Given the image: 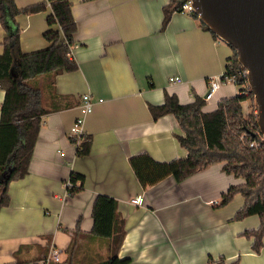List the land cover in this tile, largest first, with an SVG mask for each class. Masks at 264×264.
I'll return each mask as SVG.
<instances>
[{"label":"crops","instance_id":"crops-1","mask_svg":"<svg viewBox=\"0 0 264 264\" xmlns=\"http://www.w3.org/2000/svg\"><path fill=\"white\" fill-rule=\"evenodd\" d=\"M47 0H14L22 8ZM76 24L69 56L72 71L33 78L49 111L42 116L27 173L8 184L9 203L0 209V264L42 262L51 247L59 262L74 255V264L108 255V239L91 235L92 203L97 194L113 197L124 234L117 254L128 264H264L244 234L259 224L256 214L234 218L244 198L236 193L218 205L222 194L243 179L212 163L181 181L168 175L142 187L129 163L146 153L156 161L184 158L177 139L183 134L172 113L153 118L149 104H161L165 93L179 103L204 98L208 79L224 70L231 47L205 30L192 14L174 11L161 29L162 8L169 0H69ZM45 10L18 14L0 22L4 36L19 30L21 50L45 48ZM179 76L180 81H169ZM52 81V82H51ZM238 92L222 82L203 112ZM89 93L92 109L83 130L87 154L79 155L69 133L80 115V97ZM22 96L0 88V162L14 139L7 118ZM62 153V154H60ZM72 172L84 176L81 187L66 194ZM79 182H76V186ZM141 196L140 205L130 199Z\"/></svg>","mask_w":264,"mask_h":264},{"label":"trees","instance_id":"trees-1","mask_svg":"<svg viewBox=\"0 0 264 264\" xmlns=\"http://www.w3.org/2000/svg\"><path fill=\"white\" fill-rule=\"evenodd\" d=\"M183 2L184 0H169L163 6L161 29ZM48 7V28L43 32V37L48 42L45 48L22 51L18 27L2 39L0 88L15 92L22 96V100L10 108L7 114L14 130V139L0 162V209L9 203V182L27 173L42 116L49 111L43 105L41 89L30 85V80L39 75L55 76L62 71L77 68L75 60L69 56L70 48L75 42L73 35L76 30L69 0H47L22 8L17 7L14 0H0V22L3 25L6 17L13 21L18 14L35 13ZM192 15L199 20L196 13ZM199 22L214 38H218L206 24L200 20ZM231 49L232 55L228 60L230 63L226 64L227 73L244 70L237 59L236 50L233 47ZM235 84L239 86L238 92L221 98L216 108L209 112L202 111L204 99L199 97L190 103L181 104L175 95L165 93L161 104H149L153 118L167 113L176 117L183 131V134L177 135V139L187 154L184 158L156 161L150 155L141 153L131 156L129 163L140 185L147 187L168 175L181 181L212 163L223 162V170L242 178L243 183L229 186L218 205L226 204L236 193L242 195L244 203L234 218L241 219L252 214L258 216V226L244 231L247 237L252 238V250L258 253L264 236V136L257 125V106L254 110L245 111L247 99L255 102L247 80L238 74ZM251 142L256 145L249 146ZM89 145L90 140L84 135L76 148L77 154H87ZM83 180L82 174L72 172L70 181L73 186L68 189V194L76 192ZM91 215L93 225L90 233L95 237L108 239V255L81 264H128V258H120L117 254L124 228L117 213L116 200L97 194L92 203ZM71 250L65 251L67 256L60 262L34 261L16 264H74L75 258ZM219 264H238V260H220Z\"/></svg>","mask_w":264,"mask_h":264},{"label":"water","instance_id":"water-1","mask_svg":"<svg viewBox=\"0 0 264 264\" xmlns=\"http://www.w3.org/2000/svg\"><path fill=\"white\" fill-rule=\"evenodd\" d=\"M199 20L236 50L264 136V0H192Z\"/></svg>","mask_w":264,"mask_h":264},{"label":"built area","instance_id":"built-area-1","mask_svg":"<svg viewBox=\"0 0 264 264\" xmlns=\"http://www.w3.org/2000/svg\"><path fill=\"white\" fill-rule=\"evenodd\" d=\"M178 11L185 12L187 14L195 13V8L192 4V0H184V2L179 7ZM69 54H70V51H69ZM229 63H230V61H228L226 64H229ZM238 74L247 80L246 69L237 70L234 73L233 72L227 73V69L225 66L222 73H220L217 76H212L208 79V90H207L205 97L203 99L210 98V96L217 90V88L219 87V85L222 82H231V83L235 84L236 76ZM169 81H180V77L179 76L169 77ZM91 99L92 98H91V95L89 93H84L80 97V101H81L80 111H81V113L73 121V124L70 128V133H69V137H70L72 143L74 144L75 148H77V146L80 144V142L82 141V139L85 135L84 130H83V121H84L85 114L90 112L92 109V100ZM255 145H256L255 142H251L249 144V146H255ZM60 154H62V153H60ZM72 186H73V182H71L70 180H67L65 183L66 194L68 193V189ZM130 202L132 204L140 205L142 203V198H141V196H135V197L130 199ZM49 261H55V262L59 261V251L54 247L50 248L47 258L42 260V262H44V263H48Z\"/></svg>","mask_w":264,"mask_h":264},{"label":"rangeland","instance_id":"rangeland-1","mask_svg":"<svg viewBox=\"0 0 264 264\" xmlns=\"http://www.w3.org/2000/svg\"><path fill=\"white\" fill-rule=\"evenodd\" d=\"M29 83H30V85L37 87L36 81L30 80ZM237 88H239V86H237ZM245 106H246L245 111H249L251 109L254 110V108H256V103L253 102L251 99H247Z\"/></svg>","mask_w":264,"mask_h":264}]
</instances>
